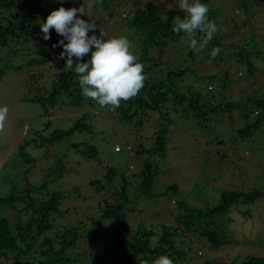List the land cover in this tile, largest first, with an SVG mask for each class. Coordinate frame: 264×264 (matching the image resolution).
<instances>
[{"label":"rangeland","instance_id":"1","mask_svg":"<svg viewBox=\"0 0 264 264\" xmlns=\"http://www.w3.org/2000/svg\"><path fill=\"white\" fill-rule=\"evenodd\" d=\"M175 1L100 0V3H94L89 8V0H50L47 7L42 9L40 16L46 20L53 10H58L60 7L68 9L80 8L84 5L86 16L79 18L89 20L96 26L95 32H89V36L95 34L99 37L100 33H103L102 38L105 40L126 36L131 42L132 51L139 59L140 51L137 45L143 36L138 30L143 28V24L132 18L131 12L145 11L147 5H155L157 14L163 16L168 8L173 7L175 3L179 4V1ZM209 6L220 12L216 18V11L217 32L214 35L221 37V43L227 47L228 57L236 53L237 47L246 49L249 52L248 57L257 70L248 74L244 63H235V57L229 60L224 56L215 64L193 63L195 72L203 75L201 81L192 75H187L185 79L191 82L201 95L206 92L203 91L204 87L206 90L218 93L220 87L216 86V83L224 77L223 71L227 72L222 97L223 101L233 103L234 108L229 114L221 111L222 116H217L219 118L215 121L212 119L213 115H210L206 124L212 129L208 131L206 127L197 126L190 110L181 106L173 109L169 102H165L164 117L169 118L170 123L165 134L164 154L158 160H154L156 177L150 188V196L139 195L136 199L134 197L137 173L141 169L139 158L145 155L136 154L133 157L132 148L137 143H141L143 148L149 147L152 142L149 137L157 124V115L150 111L142 128L131 129L123 135L120 129L123 123L116 122L114 117L116 113L110 109L85 107V109H76L66 104H58L45 113L39 103H31L28 100L36 99L41 94L45 95L44 90H39L41 87L46 91L49 90L50 81L57 73L56 68L61 60L59 54L63 51L62 46L56 51L48 50L45 53L47 50L41 51L34 44L32 50L28 52L29 55L23 51L16 56H10L8 50L0 48V68H2L0 106L6 105L9 108L5 130L0 133V197L9 195L10 186L14 195H20L26 186L40 183L46 185L38 193L35 192L38 196L45 191L58 192L61 198L57 209L61 215L52 214L50 218L53 228L50 237L53 238L56 229L61 233L76 225L78 221L85 223L87 228L90 227L87 219L99 215L97 202L101 196L93 191L88 181L94 179L102 181L105 168H112L117 174L112 183L113 187H119L120 175H123L128 184L130 211L125 217L127 231L131 234L141 226L158 234L159 225L175 224L173 219L175 211L186 213L177 206V202L184 203L187 207L199 208L203 212L205 204L215 202V195L222 190L246 191L251 187H259L261 194L257 199L246 203L238 202L228 209L226 215L229 224L225 229L231 234L232 242L218 252L213 251L209 254L210 257L217 256L226 263L236 255H239L236 262L247 254L264 257V118L246 138L240 140L236 134L237 128L253 122L256 115L261 112V108L250 101L253 99L264 101V59H262L264 55L255 57L253 54L254 50L264 54V0H212ZM18 11L21 13V9ZM126 17L128 22L125 20ZM36 23L43 38L44 33L40 28L43 22L36 20ZM235 26H237L236 30H234ZM50 35L58 38L56 42L63 39L54 29ZM204 36L199 42L203 41ZM245 40L251 42L246 43ZM51 41V36L49 40L43 39L40 47L49 45ZM173 45L168 44L164 47L161 60L163 62L167 60L171 66L183 65L181 58L183 54ZM228 46L232 48L228 50ZM154 52L151 51L149 55L152 56ZM30 59L42 62L38 65L30 64ZM62 62L64 69L71 71L65 68V59ZM187 63L186 58L184 66ZM163 69L164 66L160 67L161 71ZM217 96L219 93L214 98ZM250 104L252 111L244 117L243 109H247ZM220 107L223 108L224 103ZM84 111L92 115L89 121H85L91 124L89 134L74 133L69 138L60 139L58 143L37 146L51 131L68 129ZM131 140L133 145L126 147L129 151L127 152L125 145ZM78 142L93 145L96 149L95 159L83 157L79 151H75L70 146ZM115 145L120 147L118 153L112 151ZM21 146L26 156L18 154ZM78 147L81 150L82 145ZM171 184L175 185L174 189H170ZM15 206L21 208L19 202H16ZM243 212L247 213V216H244ZM0 217L7 219L11 226L14 222L25 223L22 213L7 208L1 211ZM215 218L219 228L222 225V217ZM189 236L190 233H184L180 238L182 246L192 248V252L196 250L202 253V248H197L196 243ZM188 239L191 240L190 243ZM2 246L0 241V247ZM22 247L24 249L23 245ZM33 247H30L25 256L20 255V264H37L38 261H43L38 253L33 252L34 249L31 250ZM94 247L97 250L115 248V240L110 234L107 220L101 222ZM53 248L55 249L56 246ZM6 254L10 255L8 249ZM69 255L70 260L73 257L77 259L73 264H103L91 260L85 244H80L78 249L69 252ZM200 259L193 258L188 263ZM118 262L120 263L119 259L114 261V263ZM0 264H13V261H6L0 257Z\"/></svg>","mask_w":264,"mask_h":264},{"label":"trees","instance_id":"2","mask_svg":"<svg viewBox=\"0 0 264 264\" xmlns=\"http://www.w3.org/2000/svg\"><path fill=\"white\" fill-rule=\"evenodd\" d=\"M210 1L212 0H200L201 3L209 7L208 19L216 23V11V18L220 12L218 9L209 6ZM49 2L50 0H0V48L8 50L10 56H16L23 51L28 54L34 44L41 51L47 50L45 53L50 50L49 45L52 42L57 44L55 40H58V38L50 35L52 41L49 45L40 47L43 38L39 32V25L36 20H40L43 23L46 21L44 17L43 19L41 18L40 14ZM18 9H21V13ZM185 15L186 13L179 8L177 3L173 7L168 8L163 13V16L157 14L155 5H147L145 11L135 10L131 12L132 18H136L143 24V28L138 30L143 36L137 45L140 51L138 61L144 65V74L147 79L144 87L136 97L126 102L122 101L115 110L110 106L101 107L96 101L84 97L77 74L74 71L64 69L62 62L64 59L59 60L56 68L57 73L53 76V80L50 81L49 90L46 91L42 87L39 89L44 90L45 93L43 94L45 95L41 94L36 99L31 98L28 100L31 103H39L45 113L55 108L58 104H66L76 109L85 107L113 110L116 113L114 116L116 122H121L124 126L127 125V127L120 126L123 135H125L126 131H131V129L139 130L142 128L144 122L147 121L146 118L149 112L153 111L157 115V124L149 137L152 142L146 148H143L141 143L134 144L132 148L134 155H131L133 157L136 154L145 155V157L139 158L141 169L137 173L135 199L139 195L150 196V188L156 177L154 160H158L164 154L165 134L170 123V119L166 116L164 117L165 102H169L173 109L181 106L190 110L193 113L191 117L195 118L197 126L206 127L208 131L212 129L211 127L209 128V125L207 127L210 115H213L212 119L215 121L219 118L217 116H222L221 111L229 114L230 110L234 108L233 103L223 101L222 97V88L226 85L227 72L223 71L224 77L216 83V86L220 87V89L218 88L219 96L214 98L218 93L213 90H206L204 87L203 91H206L204 95H207L204 97L193 87L191 82H187L185 79L187 75H192V77L199 80L202 78L203 75L195 72L193 63H210L211 50L214 47H220L222 52L214 60H211V63L215 64L224 56L229 60L235 57V63H244L248 74H252L257 70L248 57L249 52L246 49L237 47L236 53L230 54L229 57L225 55L224 51H226L227 47L221 43L219 35H214L212 40L201 47L199 51L193 50L188 43H182L184 34H176L172 29L174 27V18L180 16L183 19ZM125 20H127V17ZM236 29L237 26L234 27V30ZM203 36L204 33L197 32L196 38L198 42ZM245 41L246 43L251 42V40ZM168 44H174L182 52L183 65L171 66V63L169 64L167 60L164 62L161 60L163 49ZM247 45L249 46V44ZM231 48V46H228V50ZM58 49L59 46L56 50ZM151 51H155L152 56L149 55ZM253 54L255 57L264 55L258 50H254ZM90 58V54L86 55L83 58V62H87ZM186 58L188 63L184 66ZM41 62L35 59L29 60L30 64L35 65ZM162 66H164V69L161 71L160 67ZM1 70L2 68H0ZM212 76L214 77V75ZM200 89L202 90V88ZM250 102L260 107L261 112L256 115L253 122L245 123L241 128H237L236 134L240 140L246 138L250 132L252 133L264 118V101L253 99ZM220 103H224L223 108L220 107ZM243 110V116L246 117L252 111L251 104L247 109ZM91 116L87 111L82 112L81 116L68 129L51 131L48 137L42 139L37 146L58 143L60 139L69 138L74 133L88 132L89 134L91 124L85 123V121H89ZM80 144L82 145L81 150L78 147ZM132 145L131 140L125 145V150L126 147ZM70 146L75 151H79L85 158L95 159L96 157V149L93 145L78 142L72 143ZM22 147H20L18 154L26 156ZM115 147L118 148L117 151L113 150ZM114 148L112 151L118 153L120 147L115 145ZM116 175L114 169L105 168L102 181L96 179L88 181L93 191L101 196L97 202L99 215L95 218L88 217L87 219L90 227L87 228L85 223L78 221L76 225L68 229L63 228L65 230L61 233L56 229L53 232V238L50 237L53 231L50 218L52 214L61 215V212L57 209L61 195L55 191L48 193L44 190L45 192L38 196L36 193L43 189L46 183L26 186L20 195H14L13 188L10 186L9 195L0 197V214L3 209H11L16 213H22L25 217V223L14 222L11 226L7 219L0 217V241L3 245L0 247V257L6 261L12 260L13 264H20V255L25 256L30 247L34 246L31 250L34 249L33 252L38 253L40 259H43V261H38L37 264H73L77 259L73 257L70 260L69 252H75L80 244H85L91 260L103 264H141V261L145 259L149 261V264H152L155 259L162 255L169 256L173 260V264H264V257L256 254V256L252 254L244 255L239 258L238 262L236 260L239 255H236L228 263L220 260L217 256L210 257L209 254V252L213 251L218 252L232 242L230 240L231 234L225 229L227 224H229V219L226 215L228 209L238 202L246 203L257 199L259 194H261L259 187H251L246 191L222 190L215 195V202L205 204V211L203 212L199 208L187 207L184 203L177 202V206L183 211L185 210L186 213L175 211L173 214L174 225H159L158 234L140 226L135 232L130 234L125 227V217L130 211L128 206L130 202L127 190L128 184L123 175H120L121 183L118 188H114L112 183ZM169 187L174 189L175 185L171 184ZM16 202L21 204V208L18 209L15 206ZM246 214L243 212L244 216H247ZM216 216L222 217V225L219 228L217 223H215ZM102 220L108 221L110 234L115 240V248L112 250H97L94 247ZM184 233L191 234L189 237L196 243L197 248H202V253L196 250L192 252V248L182 246L180 238H182ZM187 241L188 243L191 242L190 239ZM22 245L24 249H22ZM53 246H56V248L54 249ZM7 249L10 253L9 256L6 254ZM193 258L201 259L199 261L192 260L191 263H188ZM116 259H119L120 263H114Z\"/></svg>","mask_w":264,"mask_h":264},{"label":"clouds","instance_id":"3","mask_svg":"<svg viewBox=\"0 0 264 264\" xmlns=\"http://www.w3.org/2000/svg\"><path fill=\"white\" fill-rule=\"evenodd\" d=\"M100 3V0H89L88 7ZM179 8L186 13L183 19L176 16L173 20V32L183 33L182 43H188L193 50L199 51L207 45L217 32L215 21L208 19L209 7L200 0H179ZM80 16H86L85 6L80 8L60 7L53 10L40 25L43 39H50V30L63 37L56 46H62L60 59H65V68L74 71L82 89V95L96 101L101 107L118 108L122 101L126 102L138 95L147 79L144 65L132 51V45L126 36L103 39L95 34L96 26ZM205 34V39L198 42L197 32ZM66 41V43H65ZM199 43V47H198ZM94 49V51H93ZM222 49L214 47L210 53V60H214ZM90 54L91 58L83 62V58ZM227 55V52L224 51ZM75 58V59H73ZM9 108L0 106V133L4 132ZM115 151V149H113ZM141 264H149L148 260ZM152 264H173L167 255L155 259Z\"/></svg>","mask_w":264,"mask_h":264},{"label":"built area","instance_id":"4","mask_svg":"<svg viewBox=\"0 0 264 264\" xmlns=\"http://www.w3.org/2000/svg\"><path fill=\"white\" fill-rule=\"evenodd\" d=\"M53 45H57V44H56V43H54V42H52V43L49 45V49H50V50H56V49H57V47H58V46H56V47H53ZM114 149H115V151H117V150H118V148H117V147H115Z\"/></svg>","mask_w":264,"mask_h":264}]
</instances>
